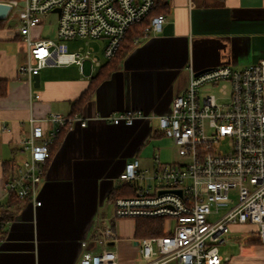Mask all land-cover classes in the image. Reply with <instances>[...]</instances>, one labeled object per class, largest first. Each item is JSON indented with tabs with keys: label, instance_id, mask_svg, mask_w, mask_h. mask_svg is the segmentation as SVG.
<instances>
[{
	"label": "built area",
	"instance_id": "1",
	"mask_svg": "<svg viewBox=\"0 0 264 264\" xmlns=\"http://www.w3.org/2000/svg\"><path fill=\"white\" fill-rule=\"evenodd\" d=\"M19 1L18 22L9 33L27 47V60L17 73L30 88L33 75L46 66L74 63L82 70L88 62L92 75L155 5L154 0H8L11 13ZM50 12L56 14L55 36L34 38L32 30ZM165 20L163 13L153 15L141 37L159 32ZM75 39L85 44L69 50L68 42ZM188 72V82L172 97L168 112L125 109L101 117L130 125L156 116L157 128L176 146L177 158L171 161H161L155 152L153 166L143 167L134 157L118 174L132 193L113 199L112 219H164L163 234L138 239L143 264H227L230 258L219 254L218 245L227 242L232 226L248 227L247 240L264 253V58L241 68L222 65L198 73L188 66ZM206 87H217L221 101L204 91ZM31 96L37 98L38 93ZM87 119L51 112L41 119L46 125L42 127L30 117L28 134L20 139L27 156L6 171L4 193L40 205L52 143L61 130L73 123L85 126ZM8 222L2 220L0 227ZM115 240L110 227L99 229L100 249L84 253L74 264H118L117 252L108 243Z\"/></svg>",
	"mask_w": 264,
	"mask_h": 264
},
{
	"label": "crops",
	"instance_id": "2",
	"mask_svg": "<svg viewBox=\"0 0 264 264\" xmlns=\"http://www.w3.org/2000/svg\"><path fill=\"white\" fill-rule=\"evenodd\" d=\"M7 2L0 0L6 5L0 10V79L6 81V93L0 96V212L10 215L0 227V264H74L84 253L100 249L96 240L104 227L116 234L108 243L117 252L118 264H143L140 257L133 258L129 246L137 239L134 219H112L111 196L124 184L118 174L125 162L137 157L143 167H152L153 154L142 156L141 151L151 138L166 135L157 128L156 116L130 125L101 117L125 109L168 112L172 97L188 82V66L195 71L222 65L241 68L263 59L264 0H165L161 30L139 37L75 111L72 102L99 67L90 75L88 62L82 70L74 63L46 66L39 70V85L30 88L17 73L27 60V47L9 33L18 20L17 7L11 13ZM32 36L39 37L35 28ZM51 112H75L88 119L85 126L73 123L66 129L53 150L39 189L40 205L18 198L11 202L14 195L5 194L2 187L11 163L27 156L20 139L28 134L29 118L45 127L41 119ZM171 142L168 148L161 142L153 147L161 161L177 158Z\"/></svg>",
	"mask_w": 264,
	"mask_h": 264
},
{
	"label": "trees",
	"instance_id": "3",
	"mask_svg": "<svg viewBox=\"0 0 264 264\" xmlns=\"http://www.w3.org/2000/svg\"><path fill=\"white\" fill-rule=\"evenodd\" d=\"M154 8L144 20L133 24L125 34L123 40L121 41L116 53L113 57L108 59L104 64L100 65L96 74L91 77L89 85L86 89L82 91L77 99L72 102L73 110H78L88 98H90L99 84V82L110 75V73L117 67L118 63L132 50V48L137 43V39L141 37L144 27L149 23L150 18L153 15L163 13L166 7L165 0H154ZM4 25V20L0 18V27ZM6 93V81L0 79V96H3ZM75 112L71 113L74 114ZM65 130H61L58 137L52 143L51 149H56L59 145L62 135ZM132 189L127 183L122 184L116 191L112 194V198L120 195H131ZM17 199L15 196L11 197L9 200L11 202ZM7 211L0 212V222L7 217H9ZM163 218H151V217H137L134 219V236L139 239L145 236H157L163 234Z\"/></svg>",
	"mask_w": 264,
	"mask_h": 264
},
{
	"label": "rangeland",
	"instance_id": "4",
	"mask_svg": "<svg viewBox=\"0 0 264 264\" xmlns=\"http://www.w3.org/2000/svg\"><path fill=\"white\" fill-rule=\"evenodd\" d=\"M21 6V1L17 4V9L14 10L15 17H17V11ZM15 24L13 20L11 25ZM55 27H56V14L50 12L46 19L42 21L40 26L35 27L37 30V34L39 37H54L55 36ZM84 45V39H75L68 42V49L75 50L79 45ZM91 45L95 48L97 44L95 41H91ZM87 62L85 63V67ZM204 91L209 93H213L216 97L217 101H221V94L219 93L217 87L204 88ZM155 128V127H154ZM171 138L168 136L163 137L161 140H157L155 138H151V140L143 147L141 151L142 156L152 155L154 150V146H158L160 142L166 147H170L172 145ZM222 147H225L222 145ZM248 227L242 226L238 228L237 226H232L229 230V238L226 243L218 245L219 254L222 257H229L230 260L227 264H263L264 263V253L263 251H259L254 248V244L250 243L247 239L251 236V233L247 230ZM129 246L133 249V258L138 260L139 255L136 254V246L132 241L129 242ZM169 264H173L170 262Z\"/></svg>",
	"mask_w": 264,
	"mask_h": 264
},
{
	"label": "water",
	"instance_id": "5",
	"mask_svg": "<svg viewBox=\"0 0 264 264\" xmlns=\"http://www.w3.org/2000/svg\"><path fill=\"white\" fill-rule=\"evenodd\" d=\"M5 8H6V5L0 4V10H4ZM206 69H208V68H206ZM203 70H205V69H203ZM198 72H200V71H197V73ZM33 85L34 86H38L39 85V74L33 75ZM175 191L180 193L179 189H177ZM138 242H139L138 239H135L134 244H138Z\"/></svg>",
	"mask_w": 264,
	"mask_h": 264
}]
</instances>
